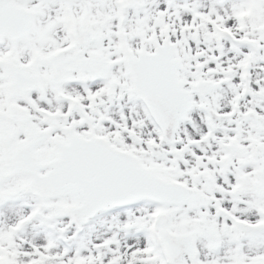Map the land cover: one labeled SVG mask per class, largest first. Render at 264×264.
I'll list each match as a JSON object with an SVG mask.
<instances>
[{"label": "snow or ice", "instance_id": "obj_1", "mask_svg": "<svg viewBox=\"0 0 264 264\" xmlns=\"http://www.w3.org/2000/svg\"><path fill=\"white\" fill-rule=\"evenodd\" d=\"M0 264H264V0H0Z\"/></svg>", "mask_w": 264, "mask_h": 264}]
</instances>
